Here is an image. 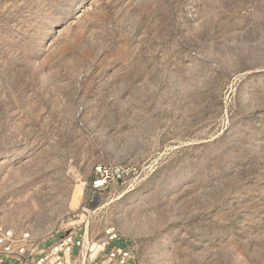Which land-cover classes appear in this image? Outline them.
I'll return each mask as SVG.
<instances>
[{"label":"rangeland","instance_id":"1","mask_svg":"<svg viewBox=\"0 0 264 264\" xmlns=\"http://www.w3.org/2000/svg\"><path fill=\"white\" fill-rule=\"evenodd\" d=\"M0 226L264 264V0H0Z\"/></svg>","mask_w":264,"mask_h":264},{"label":"built area","instance_id":"2","mask_svg":"<svg viewBox=\"0 0 264 264\" xmlns=\"http://www.w3.org/2000/svg\"><path fill=\"white\" fill-rule=\"evenodd\" d=\"M105 177L93 181V188H99ZM78 236V238H76ZM113 227L91 244L86 233L78 235L68 232L47 247L40 249V242L29 230L16 232L0 226V264H136L134 246H108L117 240ZM76 248L73 256L72 250ZM7 259L8 261H5Z\"/></svg>","mask_w":264,"mask_h":264},{"label":"crops","instance_id":"3","mask_svg":"<svg viewBox=\"0 0 264 264\" xmlns=\"http://www.w3.org/2000/svg\"><path fill=\"white\" fill-rule=\"evenodd\" d=\"M50 237H51V236H50ZM48 238H49V237H48ZM46 239H47V238H46ZM46 239H45V240H46Z\"/></svg>","mask_w":264,"mask_h":264}]
</instances>
